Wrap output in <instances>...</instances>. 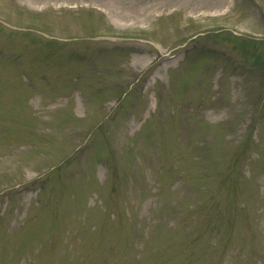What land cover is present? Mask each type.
Here are the masks:
<instances>
[{"label":"rangeland","instance_id":"1","mask_svg":"<svg viewBox=\"0 0 264 264\" xmlns=\"http://www.w3.org/2000/svg\"><path fill=\"white\" fill-rule=\"evenodd\" d=\"M34 1L0 0V264H264V0Z\"/></svg>","mask_w":264,"mask_h":264},{"label":"bare ground","instance_id":"2","mask_svg":"<svg viewBox=\"0 0 264 264\" xmlns=\"http://www.w3.org/2000/svg\"><path fill=\"white\" fill-rule=\"evenodd\" d=\"M30 5L34 6L36 4V2L34 0H30Z\"/></svg>","mask_w":264,"mask_h":264}]
</instances>
